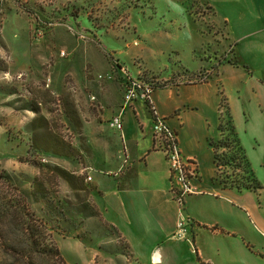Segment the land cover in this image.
<instances>
[{
	"label": "rangeland",
	"instance_id": "374dc122",
	"mask_svg": "<svg viewBox=\"0 0 264 264\" xmlns=\"http://www.w3.org/2000/svg\"><path fill=\"white\" fill-rule=\"evenodd\" d=\"M211 10L205 0H0V174L14 173L24 180L25 187L32 188L33 179L41 175L36 164L43 162L58 164L76 174L84 170L81 174H86L88 180L89 141L95 131L90 114L93 107L79 106L76 101L75 95L82 92V78L102 74L111 76L109 80H118L129 75L165 87L212 80L229 47L222 44L225 29L213 23ZM214 86H205L213 97ZM68 104L83 118L82 129L67 116ZM37 112L53 120L68 141L84 150L86 147L84 156L65 157L36 150L32 121ZM238 115L239 135L250 154L255 143L240 112ZM209 152L205 139V159L210 158ZM254 169L264 187V164L260 176ZM225 171H220L221 178ZM50 188V194L32 201V207L37 212L53 210L48 221L52 222L67 263L121 264L119 258L113 257V243L105 232L106 211L99 216L104 233H96L95 223L79 211L84 206V194L77 197L63 179ZM89 196L87 204L95 209ZM245 196L247 217L257 227L259 221L249 212L250 200L258 203L264 217V188L248 191ZM183 208L187 217L185 203ZM199 227L197 222H188V235L193 237ZM256 230L257 242L246 233L235 238L212 237L216 248L224 245L227 253L208 254V260L204 254L202 262L264 264V230ZM242 238L245 247L238 251L236 241L244 242ZM49 258L40 260L43 264H61ZM0 264L25 262L7 251L0 240Z\"/></svg>",
	"mask_w": 264,
	"mask_h": 264
},
{
	"label": "crops",
	"instance_id": "0c3cea01",
	"mask_svg": "<svg viewBox=\"0 0 264 264\" xmlns=\"http://www.w3.org/2000/svg\"><path fill=\"white\" fill-rule=\"evenodd\" d=\"M205 2L212 9L209 17L213 23L224 27L222 44L231 53L228 50L225 60L218 62L212 80L158 88L152 97L157 116L177 130L182 153L199 165V175L192 180L194 192L185 199L189 222L200 226L193 237L176 236L179 204L172 190L170 164L155 138L156 116L147 102L143 99L125 102L123 78L101 81L97 77H83L82 92L75 95L79 106L81 103L93 107L90 114L95 137L89 141L88 168L92 176L89 201L94 203L98 214L89 219L95 223L96 233H104L99 216L106 211L105 232L113 243V257L119 258L121 264H204V254L208 260L211 258L208 254L227 253L224 245L216 248L212 237L235 238L246 233L257 242L256 228L264 230V217L254 200H250L249 212L259 221L257 227L247 217L244 199L251 190L225 188L215 180L217 166L210 146V158L205 159V139L221 135L219 84H222L238 131L240 112L246 131L254 140L253 152L248 153L252 165L259 176L263 170L264 0ZM109 67L106 65V70ZM214 84L215 97L205 90V86ZM92 95L97 99L93 101ZM118 114L124 118L122 132L110 125ZM81 151L84 156L85 150ZM242 240L236 241L238 251L245 247L246 241Z\"/></svg>",
	"mask_w": 264,
	"mask_h": 264
},
{
	"label": "trees",
	"instance_id": "16d2710c",
	"mask_svg": "<svg viewBox=\"0 0 264 264\" xmlns=\"http://www.w3.org/2000/svg\"><path fill=\"white\" fill-rule=\"evenodd\" d=\"M197 79L202 78L198 77ZM139 80L153 83L155 91L158 88L165 87L160 86L158 82L141 78ZM219 95L221 97L219 107V131L221 135L218 138L214 136L208 138L209 146L214 152V162L217 166L215 180L219 181L225 188L236 187L239 190L259 192L264 187L256 176L255 169L240 138L222 84H219ZM34 109L39 111L38 108ZM65 111L70 120L82 129L81 118L74 106L68 104ZM37 113L38 115L32 121L33 147L36 150L45 154L65 157L83 156L82 148L75 146L58 132L55 127L57 125L53 120L39 114V112ZM36 165L40 169L41 175L33 179L32 188L25 187L24 180H21L14 173L8 174L4 171L0 174V240L7 251L11 250L13 255L22 259L25 264H43L40 260L42 257L54 258L61 264H68L55 238L52 222L48 221L50 220L49 213L53 210L41 209L37 212L32 207V201L40 199L39 196L50 194V185L55 184L59 179H63L76 192L77 197H82L84 194L81 202L84 206L82 211H79L83 216L91 217L98 214L96 209L92 208V205L87 204L92 187L86 174H76L58 164L38 162ZM223 169L227 171H225L226 175L221 178L220 171ZM229 169H232L233 173H229ZM39 212L43 215L39 216ZM56 213L58 215L63 214L59 211ZM125 247L128 251V247Z\"/></svg>",
	"mask_w": 264,
	"mask_h": 264
},
{
	"label": "built area",
	"instance_id": "2783aa9c",
	"mask_svg": "<svg viewBox=\"0 0 264 264\" xmlns=\"http://www.w3.org/2000/svg\"><path fill=\"white\" fill-rule=\"evenodd\" d=\"M62 55H66L62 51ZM107 75H99L98 79L109 80ZM124 100L127 103H132L137 99H143L149 104V108L155 114L154 132L157 144L166 154L171 170L172 190L176 195V200L179 204L180 217L177 222L176 236L180 239H187L189 219L183 213V207L187 196L194 192L192 180L199 175V165L194 158L186 157L180 148L178 133L169 122L162 117L157 116V111L152 103V97L155 92L153 83H149L139 79H133L129 75L124 76ZM94 101L97 99L95 95L91 96ZM111 127L119 132L124 131V118L122 114H118L110 121ZM88 180H92V176H88Z\"/></svg>",
	"mask_w": 264,
	"mask_h": 264
}]
</instances>
